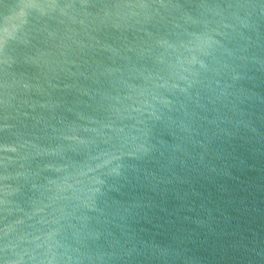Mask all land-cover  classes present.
Returning <instances> with one entry per match:
<instances>
[{"label": "water", "instance_id": "1", "mask_svg": "<svg viewBox=\"0 0 264 264\" xmlns=\"http://www.w3.org/2000/svg\"><path fill=\"white\" fill-rule=\"evenodd\" d=\"M0 264H264V0H0Z\"/></svg>", "mask_w": 264, "mask_h": 264}]
</instances>
